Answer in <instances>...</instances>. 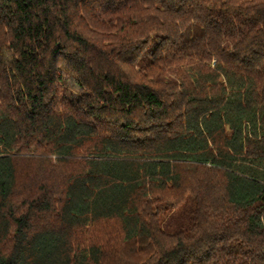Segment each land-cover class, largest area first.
Instances as JSON below:
<instances>
[{
	"label": "trees",
	"instance_id": "obj_1",
	"mask_svg": "<svg viewBox=\"0 0 264 264\" xmlns=\"http://www.w3.org/2000/svg\"><path fill=\"white\" fill-rule=\"evenodd\" d=\"M0 264H264V0H0Z\"/></svg>",
	"mask_w": 264,
	"mask_h": 264
},
{
	"label": "rangeland",
	"instance_id": "obj_2",
	"mask_svg": "<svg viewBox=\"0 0 264 264\" xmlns=\"http://www.w3.org/2000/svg\"><path fill=\"white\" fill-rule=\"evenodd\" d=\"M79 88L80 86L74 78L68 75L64 76L62 92L68 100L76 101L78 99Z\"/></svg>",
	"mask_w": 264,
	"mask_h": 264
}]
</instances>
